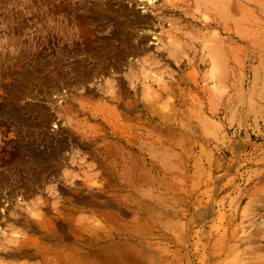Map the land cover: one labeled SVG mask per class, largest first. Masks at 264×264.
Returning a JSON list of instances; mask_svg holds the SVG:
<instances>
[{
	"label": "rangeland",
	"instance_id": "obj_1",
	"mask_svg": "<svg viewBox=\"0 0 264 264\" xmlns=\"http://www.w3.org/2000/svg\"><path fill=\"white\" fill-rule=\"evenodd\" d=\"M257 1L212 53L141 0H0V264H199V227L200 264L227 263L206 251L211 222L264 186ZM130 7L144 38L115 35L143 28Z\"/></svg>",
	"mask_w": 264,
	"mask_h": 264
},
{
	"label": "bare ground",
	"instance_id": "obj_2",
	"mask_svg": "<svg viewBox=\"0 0 264 264\" xmlns=\"http://www.w3.org/2000/svg\"><path fill=\"white\" fill-rule=\"evenodd\" d=\"M129 1H131V0H129ZM141 1L144 2L145 6L147 8L158 9L159 10V14H158L159 19H161L163 16L162 19L166 20L165 19L166 16L171 15V17H172L175 14L179 17V20L181 22H185L186 25L190 26V28H188L186 31H184V26H186V25L180 26V24H178V25H176L177 26L176 27L175 22L173 21L174 19L173 20L168 19V20H170L171 26H170V29L164 33L168 37H171L172 38L171 40H173V39L176 40L177 38L180 39V37L190 38V37L196 36L195 38L198 37L197 39L199 40V42L197 44L201 45L202 48L205 47V45H203V42L205 40H211L212 39V40L217 41L218 43H221L222 40L219 38H216V37L221 36V35L218 36L219 34H225L230 38L234 37L238 41H240L243 38L242 32H243V27L245 25L244 24V22H245V10H246L245 5H246V3L251 2V0H162L161 3L156 4L155 1H153V0H141ZM134 9H135V7H130L131 11H129L128 13H132V15L129 18L131 19L132 16H134V14H135V16L137 15L138 17H135L136 20L134 22H135V24H137V26H142L143 28L132 29V31L131 30L128 31V29L124 28V30L122 32H115V35H116V33L117 34L122 33V35L129 37V35H133V33L138 30L137 31L138 35L140 37L144 38L145 32L147 33V31H148V30L144 29V27L148 23L147 22L148 18H145L142 15H138V14L134 13ZM105 18H106V21H111V19L108 16H106ZM87 20H89L91 23L93 21H95V19L93 18V14H88ZM180 21H179V23H180ZM173 26H174V28H172ZM213 28H219V33L218 32H217L218 34L213 33L210 35L211 36L210 37L209 34H207V31L212 30ZM139 30L142 31L141 34H139ZM127 31H128V33H127ZM88 33L93 34L94 32L89 31ZM224 38H225V36H224ZM191 42H192V40H191ZM169 43H171V42H169ZM169 43H167V45ZM178 46H180V44ZM182 46H180V47H182ZM184 46H186V44ZM191 47H192V45H191ZM205 48L209 52L215 51V49H216L214 46H210V45H207ZM177 49H178V47H177ZM168 55H169V53H168ZM176 56L178 57V55H176ZM182 58H184V57H182ZM213 58L215 59V56H213ZM213 58L211 56L210 57L211 60H209V62L214 61ZM177 60L179 61L180 59L177 58ZM200 60H204L203 56L200 57ZM212 64H214V62ZM217 64H216V66H217ZM214 73H216V72H214ZM196 82H198V81H196ZM260 91H262V90H260ZM263 92H264V90H263ZM261 98H263V97H261ZM230 187H235V186L233 184H230ZM234 189L235 188H229L228 193L231 194ZM245 189H247V188H245ZM235 192H236V190H235ZM242 193L243 194H239L236 199L230 200L232 202H230L227 205V207H229V209H227V208H226L227 210L225 209L226 211H225L224 215H221V216H216V214L214 215V216L218 217V220L220 221V223H219L220 227L217 228V224L212 221L211 222L212 224L210 223L211 225L208 229V236L207 237H209L210 242L212 239L216 238V242L214 244L208 246L209 250H207L208 248L206 246L204 249L207 248L206 251H208V254L211 256V259H213V260H218V259H221L222 257H224L225 259H228L226 264H264V253H262V252H264V222L259 223V222H256L255 219L252 221L246 219L250 215V213L248 214L249 210H256L257 208H261L262 210H264V186L260 187L259 189L258 188L255 189L254 192H252L253 197H251V198L249 197V193H244V192H242ZM199 198H200V196L198 195L197 200H196L197 215H196L195 219H196L198 224L199 223L202 224V222L204 221L203 220L204 217H203L202 206H201L202 201H200L201 199H199ZM247 198L249 199L248 201H246ZM233 200H235L234 204H233ZM244 201H246L247 204L244 206L241 213L238 212V214L240 216V218H239L240 221L238 224H235V221L237 220V216H238V215H236V211L240 208V206L243 204ZM207 213H208V211H207ZM204 215H205V212H204ZM201 220H203V221L201 222ZM252 222H253V225H255V226L253 227V229L251 228L252 230L250 232H248V227H249L250 223H252ZM203 224H204V222H203ZM199 228L197 231L198 237L196 240V247L198 250L197 257L199 259V264H200V257H201V255H203L202 254L203 248L201 249V238L202 237L200 235L201 230H199ZM243 234H246V235H243ZM259 240H262V241L260 243H258ZM207 245H208V243H207ZM199 252H201V255ZM214 264H215V262H214Z\"/></svg>",
	"mask_w": 264,
	"mask_h": 264
}]
</instances>
